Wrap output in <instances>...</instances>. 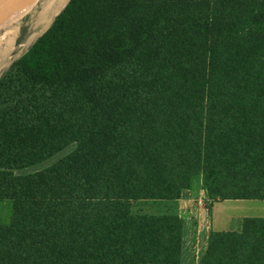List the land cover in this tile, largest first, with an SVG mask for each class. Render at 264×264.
Here are the masks:
<instances>
[{
	"label": "trees",
	"instance_id": "obj_1",
	"mask_svg": "<svg viewBox=\"0 0 264 264\" xmlns=\"http://www.w3.org/2000/svg\"><path fill=\"white\" fill-rule=\"evenodd\" d=\"M197 178L264 199V0H68L1 76L0 264H182L180 216L131 203ZM198 264H264V217Z\"/></svg>",
	"mask_w": 264,
	"mask_h": 264
},
{
	"label": "rangeland",
	"instance_id": "obj_2",
	"mask_svg": "<svg viewBox=\"0 0 264 264\" xmlns=\"http://www.w3.org/2000/svg\"><path fill=\"white\" fill-rule=\"evenodd\" d=\"M48 1L50 0H38L15 22L16 31L12 34L13 40L9 46L6 45V41L0 44V78L11 68L13 62L47 31L55 16L68 2L67 0L57 7L59 0H56L51 12L45 14L43 10ZM2 32L3 30L0 29V35ZM75 147L76 144L73 143L51 158L39 164L15 170V173L26 174L46 168L72 152ZM236 204L242 205L243 208L236 209ZM131 212L133 214L174 213L179 215L183 221L181 263L198 264L206 251L210 233L214 230L213 226L216 225L220 229H236L237 226H241L244 216H264V199H228L213 202L208 197L202 181L197 178L192 186L182 190L179 198L135 200L131 203ZM11 215L12 200L0 199V225L8 224ZM226 225L228 227H225Z\"/></svg>",
	"mask_w": 264,
	"mask_h": 264
},
{
	"label": "bare ground",
	"instance_id": "obj_3",
	"mask_svg": "<svg viewBox=\"0 0 264 264\" xmlns=\"http://www.w3.org/2000/svg\"><path fill=\"white\" fill-rule=\"evenodd\" d=\"M27 1L28 0H0V29L3 30L2 34L0 35V44L2 42H5V41L7 43L6 45L9 46V44H11V42L13 40L12 34H14V32L16 31L15 22L18 21L27 11H29L31 9V7L38 0H32L31 5L28 8V10H27V3H28ZM49 3H50V1H48L47 4L45 5L43 13L45 12ZM24 29H23V31H25ZM30 33H32V32H30ZM19 39H20V37H19ZM22 40H24V39H22ZM1 76H3V75H1Z\"/></svg>",
	"mask_w": 264,
	"mask_h": 264
},
{
	"label": "crops",
	"instance_id": "obj_4",
	"mask_svg": "<svg viewBox=\"0 0 264 264\" xmlns=\"http://www.w3.org/2000/svg\"><path fill=\"white\" fill-rule=\"evenodd\" d=\"M228 200V199H227ZM256 200H263V199H256ZM226 201V200H225ZM228 204H230V203H228ZM232 206V205H231ZM236 206V209H241V208H243V206L242 205H239V204H236L235 205ZM232 210H234V208L232 209ZM232 210H229V211H232ZM245 217H264V216H244V218ZM242 225V224H241ZM225 227H228L227 225L225 226ZM241 228V226H237V228L236 229H234V228H231L230 230H239ZM213 229L214 230H229L228 228L227 229H220V228H218L216 225L215 226H213Z\"/></svg>",
	"mask_w": 264,
	"mask_h": 264
}]
</instances>
